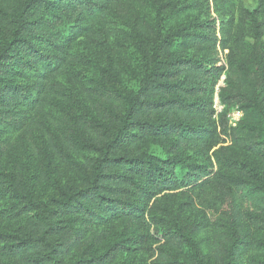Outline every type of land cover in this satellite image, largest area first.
Here are the masks:
<instances>
[{"label":"trees","instance_id":"obj_1","mask_svg":"<svg viewBox=\"0 0 264 264\" xmlns=\"http://www.w3.org/2000/svg\"><path fill=\"white\" fill-rule=\"evenodd\" d=\"M263 11L0 0V264H264Z\"/></svg>","mask_w":264,"mask_h":264},{"label":"rangeland","instance_id":"obj_2","mask_svg":"<svg viewBox=\"0 0 264 264\" xmlns=\"http://www.w3.org/2000/svg\"><path fill=\"white\" fill-rule=\"evenodd\" d=\"M258 2H259V0H237V4H238L239 6L241 5V6L247 8V9H249V10H251V11L257 8V6H258ZM257 22H258L261 26H263V28H264V11H263V13L261 14V17H260L259 19H257ZM78 47H79V50L82 52L83 55H85L87 58L93 59L95 53L93 54V53H91V52H89V51H84L85 49H84V47H83L82 45H80V46H78ZM223 81H224V78H222L221 81H220V83L218 84V86H217V88H216V90H215L216 94H217V92H218L219 87H223ZM216 94H215V96H214V109H215L216 113H219V112L222 110V106H221V104H220V102H219L218 97H217ZM238 113H239V112H237L236 110H233V111L230 112L229 117H230L231 122H232L233 124L236 123L237 120L241 118V114H238ZM216 149H217V148L209 149V148L207 147V148L204 150V152H203V156H202L201 161H203V162L205 161V163H207V164H213V163H215V162H214L215 158H214V156H213V152H214ZM238 157H239V159H241L242 161H245V162H247V163L252 162L251 165H252L253 167L259 169L260 172H263V171H264V166L258 163L259 166H260V168L257 167L256 163H254V162H256V161H255L251 156H248V155H238ZM177 198H178V197H177ZM177 198H176V199H177ZM194 198H196V197H194V196L187 197V196H186V198H185V197L181 196V197H179L177 200L175 199L176 202H175V204H174L172 207H180L181 204H182L183 202H185V203H186V201H187V202H190V201L193 200ZM198 198H199V197H198ZM173 203H174V202H173ZM197 204H198V203H197ZM184 217H185V219L189 220L190 222H194V221H195V215H193L191 212H187V213H185V214H184Z\"/></svg>","mask_w":264,"mask_h":264},{"label":"built area","instance_id":"obj_3","mask_svg":"<svg viewBox=\"0 0 264 264\" xmlns=\"http://www.w3.org/2000/svg\"><path fill=\"white\" fill-rule=\"evenodd\" d=\"M238 114H240V113H238ZM230 120H231V119H230ZM237 121H239V119H238ZM231 123H232V122H231ZM235 124H236V123H234V124L232 123V125H235Z\"/></svg>","mask_w":264,"mask_h":264}]
</instances>
